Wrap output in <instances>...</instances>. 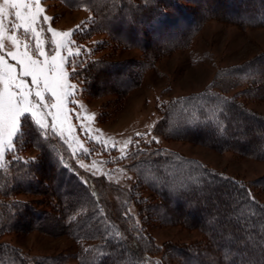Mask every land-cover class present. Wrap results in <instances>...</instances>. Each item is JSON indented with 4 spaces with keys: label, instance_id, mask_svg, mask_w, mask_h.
I'll use <instances>...</instances> for the list:
<instances>
[{
    "label": "trees",
    "instance_id": "16d2710c",
    "mask_svg": "<svg viewBox=\"0 0 264 264\" xmlns=\"http://www.w3.org/2000/svg\"><path fill=\"white\" fill-rule=\"evenodd\" d=\"M61 1L91 13L73 32L78 44L102 33L114 48L138 49L144 58L112 60L81 51L77 71L70 74L86 98L113 95L123 100L155 59L189 44L205 19L264 26V0ZM193 3L200 10L194 12ZM100 42L101 48L97 42L94 50L105 47ZM222 78L229 80L224 86ZM234 88L240 89L230 93ZM244 99H264V53L216 73L204 89L162 104L160 132L166 139L264 160V116L248 109ZM35 127L33 122L14 144L16 153L32 146L36 156L8 158L0 166V238L47 224L60 227L75 241L87 242L75 253L77 264H145L157 252H162L159 264H264V201L255 193V189L264 193V175L242 181L154 143L131 145L126 168L136 182L127 200L138 210L139 229L125 206L121 211L112 206L106 186L96 178L83 179L72 167L62 141L32 131ZM21 194L38 198H17ZM41 204L47 208L37 206ZM156 223L196 228L202 237L179 245L167 243L160 250L145 232ZM0 264L30 261L16 247L0 242Z\"/></svg>",
    "mask_w": 264,
    "mask_h": 264
},
{
    "label": "rangeland",
    "instance_id": "374dc122",
    "mask_svg": "<svg viewBox=\"0 0 264 264\" xmlns=\"http://www.w3.org/2000/svg\"><path fill=\"white\" fill-rule=\"evenodd\" d=\"M196 3H200V0ZM195 6L194 12L200 10V6ZM41 7L44 8V12L38 28L44 29L41 39L44 41L45 51L50 55L55 54L53 51L55 45L52 43V34L47 31L49 27L58 32H71L68 39L72 42L70 47L74 53L79 48L94 57L105 56L112 60L136 59L140 62L144 60L138 49L114 48L108 42L106 34L102 33L95 34L78 44L73 32L77 30V25L83 26L90 19L91 13L86 7L70 8L61 0H41ZM43 15L53 19L45 24ZM14 19L10 17L11 21ZM6 26L11 30V23L6 22ZM17 35L22 40L27 38L22 29L17 30ZM100 41L105 43V47L94 50L97 42L98 48H101ZM5 44L11 49L9 41H5ZM29 44L35 49L34 40H30ZM260 53H264V26L239 27L214 18L205 19L189 44L155 59L152 67L143 72L139 85L121 101H117L113 95L86 98L81 93L78 79L70 74L69 82L76 85V89L67 105L71 109L68 113V122L58 126L55 132L49 130V133L64 143L70 164L80 176L96 178L106 186V196L112 206L120 211L125 206L133 216L134 224L140 229L138 210L127 200V195L136 181L134 175L126 168L128 161L125 158V153L127 154L130 146L137 144V141L140 145L154 143L156 146L194 158L211 169L238 180L251 181L264 175V160L240 157L230 150L218 151L196 142L166 139L159 129L162 104L204 89L214 80L216 73L220 74L229 66ZM61 54L67 57L65 70L71 73L77 56L69 57L63 49ZM7 59L9 63H16L10 58ZM24 79L30 83V77ZM227 82H229L227 78H222L220 84L224 86ZM237 89L240 88H234L230 93ZM73 100L75 103L71 102ZM244 102L248 109L264 116V99H244ZM77 116L80 119H77ZM47 122L51 124L50 117L47 118ZM81 125L87 132L81 130ZM69 126L71 132L68 131ZM61 127L63 136L59 135ZM137 133L142 135L137 136ZM153 137L156 139L153 140ZM126 141H130L127 147ZM36 153L37 150L32 146L17 153L5 151L0 166L4 167L8 158L32 159ZM255 193L264 201V193L258 189H255ZM143 194L148 193L146 191ZM17 198L33 201L38 196L21 194ZM37 206L47 208L44 204ZM145 232L160 250L167 243L179 245L202 237L198 229H190L179 224L156 223L154 226H148ZM0 242L9 243L19 249L30 264L37 262L44 264L43 260L44 262L53 260V264H77L75 253L79 247L87 244L85 241L73 240L62 232L60 227L47 224H44L42 229L10 232L3 235ZM161 258L162 252H157L148 256L145 264L162 263ZM126 261L131 263L132 259L126 257Z\"/></svg>",
    "mask_w": 264,
    "mask_h": 264
},
{
    "label": "snow or ice",
    "instance_id": "6c2138e0",
    "mask_svg": "<svg viewBox=\"0 0 264 264\" xmlns=\"http://www.w3.org/2000/svg\"><path fill=\"white\" fill-rule=\"evenodd\" d=\"M43 12L41 0H2L0 3V162L5 151L16 150L14 139L25 137L33 122L36 127L31 130L38 129L40 135H46L49 130L55 132L58 126L67 123L71 112L67 105L76 85L69 82L70 73L65 70L67 57L61 54V50H65L69 57L79 56L81 50L77 48L74 53L70 47L72 42L68 37L71 32H58L49 27L47 31L52 34L55 54L46 52L41 39L44 29L38 28ZM10 17H14V21ZM42 19L47 24L53 18L43 15ZM6 22L11 23V30ZM81 28L77 25V30ZM20 29L26 39L17 35ZM30 40L35 41V49L30 47ZM5 41L11 43V49L7 48ZM7 58L16 63H9ZM76 71L73 66L71 74ZM26 77H30V83L26 82ZM71 102L75 103L74 100ZM48 117L51 124L47 122ZM76 118L80 119L79 116ZM71 130L69 126L68 131ZM81 130L87 132L83 125ZM59 135L63 136L62 127ZM128 143L130 141L125 142V147Z\"/></svg>",
    "mask_w": 264,
    "mask_h": 264
}]
</instances>
